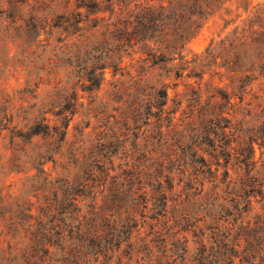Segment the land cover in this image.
Segmentation results:
<instances>
[{
  "label": "rangeland",
  "instance_id": "374dc122",
  "mask_svg": "<svg viewBox=\"0 0 264 264\" xmlns=\"http://www.w3.org/2000/svg\"><path fill=\"white\" fill-rule=\"evenodd\" d=\"M206 1L0 0V264H264V0Z\"/></svg>",
  "mask_w": 264,
  "mask_h": 264
},
{
  "label": "trees",
  "instance_id": "16d2710c",
  "mask_svg": "<svg viewBox=\"0 0 264 264\" xmlns=\"http://www.w3.org/2000/svg\"><path fill=\"white\" fill-rule=\"evenodd\" d=\"M217 2H218V0H207L206 6L208 7V10L211 9L212 7H214L217 4ZM197 13H198V15H202L204 12L199 11ZM194 25H195V23H193V26ZM193 26L191 27V30H193ZM196 28L198 29V28H200V26L196 25ZM195 33L196 32L194 30V33H192L189 36H185V35H181V34L177 35L174 43H172V45L169 47L174 48V49H182L190 40H192L195 37V35H196ZM166 49H168V47ZM165 59H166V57L164 55H157L156 53H151L149 55L148 60L151 61L154 65H157V64L164 63ZM114 68H117V67H114ZM95 72H96L95 70H92L89 73V77H88V82H90V88H92V89L98 88L101 84V81H102L101 76L95 77V75H94ZM244 87H246V86L243 84L240 86L241 89ZM158 97H159L160 101L158 104L159 111L157 113L159 115H157V117L159 118L158 120L160 121L161 116L164 113V107L167 104V93H166V91L165 90L160 91ZM65 120L67 121L66 118H65ZM47 128L48 127H46V129ZM225 128H227V127H225ZM42 130L43 129H42L41 125H36L33 129V135H39L41 132H43ZM225 145L227 146V142L225 143ZM188 155H190L192 161H197V164H199L200 167H199V169H197V171H199L201 173H209L210 175H215L218 172V170L213 171L212 167L208 164L207 160L203 156H200L196 151H193L192 149L189 148L188 149ZM223 156L225 157V161H226L225 163L229 164L230 159L232 157L230 152H224ZM242 156H243V159L240 160V163L245 166L246 173H249V175H250L255 170V162L253 161V157H254L253 145L248 147V149H245L243 151ZM218 160L219 159H217V161ZM216 165L220 166L219 163H217ZM228 178H229V173H228V171H225L224 172V180L226 181ZM250 179H254L253 176L250 177ZM94 187L95 186H91V188H94ZM86 188H87V185L82 187L81 190H85ZM172 189H173V186L170 184L168 187V190H172ZM79 192L80 191H77L75 193V196H80V195H77ZM250 192H252V193L257 192L258 194L263 195L262 188L257 189V185H254V184L250 185ZM73 194L74 193H72V194L69 193V196H71V197L68 199L70 201H72V203L69 204V207L74 206L75 211H78V210L81 211V208H79L77 205V202H78L76 199L77 197L73 198L72 197ZM143 204H144V206H143L144 209H147V207H148L147 202H144ZM249 205H250V201H246L244 208L248 209ZM237 206L238 205H236L235 208L239 209V207H237ZM153 209L154 210L158 209L157 212L155 213V216H162L167 212V195H166V193L160 194L159 198L157 199V205ZM238 211L240 212L241 209H239ZM97 219H98V212L96 211V207H93V212L91 213L90 220H91V225L93 226V228H96V230H92V234L89 235V239H90L91 244L94 245L96 242L97 247L101 248L100 247L101 244L97 240V239L101 238V236H102L99 232V229H97L98 228V226H97L98 223H96ZM104 219L107 220L106 217H104ZM108 222H109L108 225H106L109 229V233L107 234V236L109 237V240H107V243L108 244L110 243L111 245L114 243L115 246L118 248L120 247L122 242H126V241H129L131 239L135 229L137 228L136 221L131 217H128L127 222L125 224H122V225L118 224L117 221H113V223H111L108 220ZM80 228H81V225L79 226L78 230H79V233H82ZM153 228L154 227H152V229ZM71 232H73V231H71ZM60 236H61V234H60ZM161 240H163V239H161ZM163 248H164L163 251L166 254V252L168 251L167 245H165ZM106 249L108 250L109 248L106 247ZM146 250L148 251V255L151 256L152 250H150L149 248H146ZM183 251H186V247H184ZM100 252H102V250L98 251L97 254ZM164 258H167V255ZM175 262H176V260L173 262L167 261L166 264H175ZM78 264H80V263H78Z\"/></svg>",
  "mask_w": 264,
  "mask_h": 264
}]
</instances>
